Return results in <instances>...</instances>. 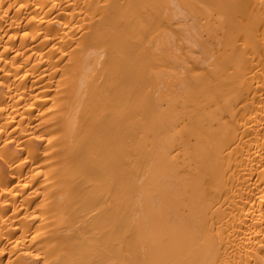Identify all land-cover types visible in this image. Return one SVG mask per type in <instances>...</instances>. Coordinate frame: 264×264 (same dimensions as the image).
<instances>
[{"label":"bare ground","instance_id":"1","mask_svg":"<svg viewBox=\"0 0 264 264\" xmlns=\"http://www.w3.org/2000/svg\"><path fill=\"white\" fill-rule=\"evenodd\" d=\"M0 264H264V0H0Z\"/></svg>","mask_w":264,"mask_h":264}]
</instances>
